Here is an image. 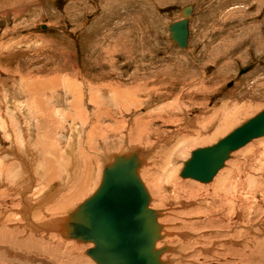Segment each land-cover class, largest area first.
<instances>
[{
    "label": "rangeland",
    "instance_id": "rangeland-1",
    "mask_svg": "<svg viewBox=\"0 0 264 264\" xmlns=\"http://www.w3.org/2000/svg\"><path fill=\"white\" fill-rule=\"evenodd\" d=\"M189 5L193 6L189 22V44L187 49H180L169 39L168 27L180 20L181 11ZM248 68L250 69L246 71ZM39 81L43 85L45 83L46 88ZM31 84L37 85L39 91H42L40 95L45 99L49 98V102L56 95L65 97L71 84H75L74 87L82 90L85 95L78 118L77 108L67 105L77 96L70 91L72 97H68L60 106L68 117L63 116L66 118L63 120L57 115L56 125H53V129L62 125V128L53 134L57 135L59 142L52 141L54 145H51V140L48 139L50 149L47 151L43 148L32 149L36 140L40 143L45 141V132L49 131V128L39 122L44 118L43 113H37L38 108L33 104L29 105L31 97L20 95V92L24 93L23 90ZM117 89L136 93L137 100L146 103L130 111L131 113L125 112V98L120 101L121 106L110 103L109 97L113 96L112 91ZM40 95L38 94V97ZM89 96L94 98L93 102ZM117 107L124 109L120 112ZM102 109L116 116L117 122L101 119ZM263 110L264 0H0V122L3 119V123H0V166L13 164V161H9L13 156L9 155L7 150L12 145L11 136L18 135L15 134L18 128L12 127L19 123L26 132H32L34 137L29 144L32 151L26 160L36 180L41 179V175L47 172L49 166L50 171L67 162L58 158L60 151L68 148L67 136L71 137V143L74 145L80 140L82 144L78 145L85 146L87 133L93 123L100 127L97 132L91 134L93 142L97 145H94V148L89 145L86 149L87 155L110 156L112 153H127L133 147L148 151L156 149L158 145H168L169 150L158 148L153 152L151 160H148L149 163L141 174L142 180H146L151 190V207L160 211L172 204L173 211L171 209L168 214L162 216V225L166 226V231L170 233L168 240L172 239L168 246L170 252L166 250L164 253H169L173 264H264V137L233 152L234 158L227 160L229 162H225V166L219 171L232 173L240 182L238 197L234 192L230 195L227 205L220 202L210 205L211 200L205 198L207 193L214 192L217 177L206 184L190 178L184 179L181 177L183 170L177 168L175 172L170 171L168 159L166 161L164 158L165 155L169 158L167 152L173 149L174 152L178 151L177 154L180 151L182 153L177 157L182 166L189 154L192 155L202 147L217 144V137L222 138ZM15 111L28 115L27 119L23 115L17 116L15 120L10 114ZM32 111L35 114L31 113ZM53 115L55 116L54 113ZM137 115H145L144 121L150 124L153 132L150 145L136 142V135L130 137L128 127H133L131 121ZM223 118L230 119L231 123H235L234 126L232 124L222 128ZM30 121L31 128L27 123ZM36 124L43 126L39 129L35 127ZM1 126L7 128L11 136H7ZM101 126L105 127V136L99 131ZM74 128L81 133L74 131ZM69 131L77 134L75 140ZM112 135L117 138V142L111 146L105 145L106 139L108 141ZM128 138L131 142H128ZM172 139H176L179 144ZM207 140H212V143ZM177 145H183V149H186L182 150L180 146L177 149ZM76 150H79L78 146ZM46 157H50L47 162ZM31 159L33 160L30 161ZM50 161L51 165H48ZM162 162L167 168L162 167ZM100 163L105 164L103 160ZM153 166L159 167L155 170ZM18 169L20 168L15 165L9 169L8 181L12 185L22 179ZM146 172L150 173L149 177ZM28 173H25V176ZM238 173L242 174L239 176ZM9 182L6 181L0 188V205L1 209L7 212L13 209L8 212L10 214L16 209H22V205L19 194L17 196L14 192L8 193ZM179 182L196 184L200 189L199 197L188 200L183 191L181 194L179 190L175 193V186ZM52 183H57L58 190L63 189L66 184L61 178ZM93 188L94 186L90 185L84 197L77 199L73 207L70 205L64 209L62 214L45 211L47 206L38 210L37 196L34 194L40 191L38 187L27 193V203L34 207L33 214L43 212L44 217H47L45 220H57L88 198ZM221 190L226 192L227 187L222 186ZM1 198L5 201H1ZM233 199L235 203H232ZM179 201H182L184 206H180ZM241 205L243 207L238 211ZM209 212L214 213V216H207L206 213ZM238 212L242 213L240 219ZM31 218L36 224L42 223L34 217ZM212 219L215 221L214 225L196 224V221ZM19 223H16L17 226ZM21 226V239L24 241L22 247L26 245L27 249H17L18 254L14 255L16 264H96L87 255L89 247L85 243H81L84 245L79 252L64 255L67 250L65 246L58 244V247L52 241L47 243L45 232L43 238L42 233L33 234L23 224ZM24 234L27 237L23 238ZM33 236L34 239H31ZM177 236L179 238L175 240ZM27 239L29 241H26ZM31 245L34 249L30 248ZM42 246L48 247L43 249ZM8 247L2 249L0 246V257L4 259L0 258V264L11 263L12 257L8 256L9 252L6 250ZM28 249H32V253ZM23 250L25 252H22ZM181 253H184V262H176L175 258L181 256Z\"/></svg>",
    "mask_w": 264,
    "mask_h": 264
},
{
    "label": "bare ground",
    "instance_id": "bare-ground-1",
    "mask_svg": "<svg viewBox=\"0 0 264 264\" xmlns=\"http://www.w3.org/2000/svg\"><path fill=\"white\" fill-rule=\"evenodd\" d=\"M183 17H182V13L180 14V20L182 19ZM189 22H190V19H189ZM169 28V27H168ZM168 37H169V30H168ZM172 42H174L173 40H171ZM175 43V42H174ZM176 44V43H175ZM188 44H189V41H188ZM177 45V44H176ZM180 48V47H179ZM180 49H182V48H180ZM187 49V48H186ZM58 78V77H57ZM48 83L50 82V81H47ZM39 83L42 85V86H44L45 85V83H44V85H43V83L41 82V81H39ZM38 83V84H39ZM52 83V82H51ZM85 84V83H84ZM54 85V84H53ZM74 85L75 84H71L70 85V88H69V92L66 94V96L65 97H63L64 95H56V96H54L53 98H52V101H50L49 102V98H47V99H45L44 97H42L43 95H40L41 94V92L39 91L40 90V88H38L37 87V85H33V84H31L30 86H28L27 88H26V90H23V91H25L24 93H22V92H20L21 94L20 95H24V94H26L27 96H29V97H31V101L29 102V105L30 104H33V105H35V107H37L38 109V112L37 113H39V112H41V114L43 113V115H44V118L42 117L41 119L42 120H39V122H41V123H44L45 125L44 126H47L48 128H49V131L47 130L46 132H45V135L47 136V138H46V136H45V141L43 142V143H40L39 142V140H36V142H35V145H34V148H32V149H39V148H43V150H45V151H47V149H50V143H52L51 145H54L53 144V142L54 143H58L59 142V140H57V135H53V134H55L56 133V131H57V129H61L62 128V125H57L58 127H57V129H53V125L55 124V122H56V119L58 120V117H57V115L58 116H60V118L62 117L63 118V116H65V117H68L65 113H64V110H62L61 108H60V106L62 105V104H64V102L65 101H67V98L68 97H72L71 96V93H70V91L71 92H73V93H76L77 94V96L72 100V101H70L69 99V101L70 102H68L67 103V105H68V107H74V108H77V112H76V117H80V113H81V107H82V102H83V100H84V93L82 92V90H79V89H77L76 87H74ZM86 85V84H85ZM45 87V86H44ZM46 88V87H45ZM91 88V87H90ZM59 90V89H58ZM16 91H18V90H16ZM138 91V90H137ZM39 92V93H38ZM113 93H112V95L113 96H111V97H109V99H110V103H112L113 105H120L121 106V102H122V99H126L127 100V109H125L124 111L125 112H130V111H132V110H134V109H137V108H139V107H141L144 103H146V101H143V100H137V95H136V93H133V92H128V91H122V90H119V89H117V90H113L112 91ZM18 93V92H17ZM38 94L40 95L39 97H38ZM94 94V93H93ZM19 95V94H18ZM53 95V94H52ZM27 96H25V97H27ZM46 96V95H45ZM88 96V95H87ZM94 96V95H93ZM109 96V95H108ZM151 96V95H150ZM19 98H20V96H18ZM47 97V96H46ZM90 97V96H89ZM97 97V96H96ZM23 98V97H22ZM91 98V97H90ZM140 98V97H139ZM24 99V98H23ZM26 99V98H25ZM24 99V100H25ZM93 97L91 98V102H93ZM2 100H4L5 101V98H3ZM7 100H8V98H7ZM13 100H14V98H13ZM121 101V102H120ZM124 101V100H123ZM19 102V101H18ZM21 102V101H20ZM22 103V102H21ZM28 103V102H27ZM101 103H103L102 101H101ZM19 104V103H18ZM20 105V104H19ZM26 105V104H25ZM25 105H23V106H25ZM28 105V104H27ZM15 106V105H14ZM53 106V107H52ZM12 107V106H11ZM10 107V108H11ZM9 108V109H10ZM30 108H32V106L30 107ZM54 108V112L52 111V109ZM16 109H18V108H16ZM19 109L22 111L23 110V108H22V106H20L19 107ZM26 109V108H25ZM117 111H120V112H122V109H124V107H117ZM3 110H5V109H3ZM35 110H36V108H35ZM11 111V110H10ZM13 111V110H12ZM10 113V112H9ZM23 113V112H22ZM31 113H34L33 111L31 112ZM53 113L55 114V116L53 115ZM131 113V112H130ZM11 114V117L12 118H14L15 120H16V118H17V116H23L22 114H20L18 111L16 112H13V113H10ZM9 114V115H10ZM28 114V113H27ZM35 114V113H34ZM33 114V115H34ZM46 114V115H45ZM6 115V114H5ZM8 115V114H7ZM42 115V116H43ZM10 117V118H11ZM23 117H25L26 119H27V117H28V115H24ZM32 117V116H31ZM57 117V118H56ZM100 117H101V119H103V120H108V119H111L112 121H116L117 122V119H116V116H112L111 114H110V112H108L106 109H102L101 110V112H100ZM145 117V115H137L135 118H134V120L133 121H131V123H132V126L133 127H131V128H129L128 127V129L130 130L129 131V133H130V137H134V135H136V137H137V141L136 142H138L139 144L140 143H143V144H147V145H150L149 144V142L152 140L151 139V137H153L152 135H153V132H151V127H150V124H148L147 122H145L144 121V118ZM96 119H98V117L96 116L95 117ZM34 119H36V118H34ZM66 118H63V120H65ZM223 120V124H224V126H221L222 128H227V126H231L232 124H233V126H234V124L235 123H231L232 121H230V119H226V118H223L222 119ZM2 122H0V123H3V119L1 120ZM110 121V120H109ZM215 121V120H214ZM5 122V121H4ZM28 124L29 123H31V121L30 122H27ZM34 123V122H33ZM40 123V124H41ZM57 123H58V121H57ZM74 124H76V122L74 121L73 122ZM21 123H19V124H16V127H12V128H18V130H16V133L15 134H18V135H13V136H11L10 134H8L9 133V131H7L8 129L7 128H5V127H2L1 126V129H3V131H5V133H6V135L7 136H11V144L12 145H10V147H9V149L7 150L9 153V155L11 154L13 157H10L9 158V161H13V164L12 163H10L9 165H5V166H0V188H1V186H3L2 184H6V181L7 182H9L8 181V176H10L9 175V169H11L12 167L14 168V165L15 166H18L20 169H18L17 171H18V174L19 175H21L20 177H22V179L17 183L16 181V184L15 185H12L10 182V184L9 183H7L8 184V193H9V191L10 192H14L13 194H17V196H18V194H19V196L21 197L20 199V203H21V205H22V209H16V211H14V213H8L10 210L12 211L13 209H10L8 212L5 210L4 211V209L2 210L1 209V205H0V246L2 247V249H4V248H6V246L9 248V249H6V250H8V256H10V257H12V260H11V263L10 264H16V261H15V257H14V255L15 254H18L17 252V249H20V250H22V248H24V247H22L23 246V240L21 239V235H22V233H23V231L21 230V228H22V226H21V224H23L24 225V227L26 228V229H29V231H31L33 234L34 233H38V232H40V233H42L41 234V236L43 237V234L45 235V233H46V239H47V243H49L50 241H52V243L54 242V243H56L57 245L59 244V245H63V246H65V249H67L64 253V255H68V254H73V253H77V252H79L80 250H82V248H83V245H81V243H85L86 245H88V247H89V249H91V248H94V245L92 244V243H89V242H82V241H78V240H75L74 238H72V239H70V237H65L64 235H63V232H64V230H65V227L64 226H62L63 225V223L65 224V221L67 220V218L69 217V215L80 205V204H82L86 199H88L89 197H91L95 192H96V190L99 188V186H100V184H101V180H103V177H104V170H105V168L107 167V166H112L113 164H114V162H115V160H116V158H118V157H121V156H126V157H128V156H133V155H136L137 156V160H138V169H137V173H138V176H139V178H140V180H141V182H142V184H143V186L145 187V189H146V191H147V193L149 194L150 192L149 191H151V190H149V188H148V186H147V183H146V180L145 181H143L142 180V172H143V170L145 169V167L147 166V164L149 163L148 162V160H151L150 159V157L153 155V152H156L155 150L156 149H161V150H165V149H168V145H164V146H156V149H152V150H148L147 151V149L145 150V151H142L141 150V148L140 149H138V148H134L133 147V149H130V150H128L127 151V153L126 152H122V153H125V154H122V153H112L110 156L109 155H107L106 156V154L105 155H101V156H99L98 157V155H87L88 154V152L86 153V149H87V147L90 145V148L92 147V148H94V145H97V144H95L94 142H93V139L91 138V137H93V136H91V134H93L94 132H97L98 131V129L100 128V127H97V125H96V123H93L92 124V128H91V130H90V132H88L87 133V136H86V138H87V143H84L85 144V146H83V145H81V146H79L78 144H82V142L79 140L78 141V144L76 143L75 145L73 144V143H71V137H69L68 138V136H67V147L68 148H66V149H62V151H60V155L58 156V158L60 157L61 159L60 160H63V162H65V160H67V162H65L64 164H62L61 163V165H60V167H58V168H55V169H51L50 171H49V168H50V166H49V168H48V170H46L47 172L46 173H43L41 176V179H39V180H36L35 179V177L33 176V174H32V172L33 171H31V169L29 168V165H28V162H27V160H26V157L27 156H29L30 155V152L32 151V149L30 148L31 147V145L29 146V144H31V139H32V137H33V134H32V132H26L23 128H22V125H20ZM115 124V123H114ZM222 124V125H223ZM245 124V123H244ZM30 125V124H29ZM56 125V124H55ZM96 125V126H95ZM129 125V124H128ZM243 125V124H242ZM242 125H240V126H242ZM43 126V125H42ZM42 126H40V125H38V124H36V128H39V129H41L40 127H42ZM112 126V125H111ZM240 126H238V127H236V128H234L232 131H230L229 133H227V134H225V135H223V137L222 138H218L217 136V141L219 142L220 140H222V139H224L225 137H227L228 135H230L235 129H237V128H239ZM28 127H32V125H30V126H28ZM55 127V126H54ZM114 127V126H113ZM124 127H126V126H124ZM81 128V127H80ZM70 129V128H69ZM126 129V128H125ZM93 130H95V131H93ZM12 131V130H11ZM27 131H29V130H27ZM55 131V132H54ZM74 131H76L77 133H79L78 131H77V128H74ZM99 131H101L102 133H103V135L105 136L106 135V132H105V127L103 128V126H101V129L99 130ZM122 131V130H121ZM127 131V130H126ZM225 131V130H224ZM12 132H14V131H12ZM62 132V131H61ZM11 133V132H10ZM69 133H70V135L72 134V136H73V138H74V140H75V138H76V135L77 134H74L73 132H71V131H69ZM81 133V132H80ZM79 133V134H80ZM85 133V132H84ZM14 134V133H13ZM37 134V133H36ZM38 134H41V133H38ZM59 134V133H58ZM62 134H63V132H62ZM5 135V134H4ZM102 135V134H101ZM120 135V134H119ZM124 135H126V134H124ZM221 135V134H220ZM14 136H15V139H14ZM39 136V135H38ZM64 136V135H63ZM123 136V135H122ZM222 136V135H221ZM40 137V136H39ZM42 137V136H41ZM65 137V136H64ZM95 137V136H94ZM120 137V136H119ZM129 137V136H128ZM34 138V137H33ZM38 138V137H37ZM43 138V137H42ZM91 138V140H89ZM110 139L107 141V139H106V141H105V145H107V146H111V144L112 145H114L116 142H117V138L114 136V135H112V136H110L109 137ZM173 138V137H172ZM197 138V137H196ZM262 138V137H261ZM48 139H50L51 141H50V143L47 141ZM121 139V138H120ZM127 139V138H126ZM129 140H128V142L130 141L131 142V140H130V138H128ZM203 139H205V138H203ZM214 139V138H213ZM212 139V140H213ZM216 139V138H215ZM258 139H260V138H258ZM34 140V139H33ZM55 140H56V142H55ZM63 140V139H62ZM73 140V141H74ZM133 140V139H132ZM175 141H176V139H174ZM173 139H172V141H174ZM212 140L211 141H208L209 143L211 142L212 143ZM256 140V139H255ZM41 141V140H40ZM53 141V142H52ZM61 141V140H60ZM123 141V140H122ZM122 141L121 142H119L120 144L122 143ZM204 141V140H203ZM254 141V140H253ZM65 142V143H66ZM115 142V143H114ZM135 142V143H136ZM182 142V141H181ZM6 143V142H5ZM100 144H102L101 142H99ZM176 143H177V141H176ZM251 143V142H250ZM20 144V145H19ZM99 144V145H100ZM133 144V143H132ZM142 144V145H143ZM177 144H179V143H177ZM181 144V143H180ZM183 145H184V142L182 143ZM1 145V144H0ZM15 145V146H14ZM141 145V146H142ZM183 145H177V149H179V148H182V150H185V149H183V147L185 146H183ZM187 145V144H186ZM203 145V144H202ZM250 145V144H249ZM3 146V145H2ZM5 146V145H4ZM9 146V145H8ZM76 146H78V149L79 150H76ZM178 146H180L179 148H178ZM32 147H33V145H32ZM100 147H101V145H100ZM104 147V146H103ZM118 147V146H117ZM136 147V146H135ZM185 147H187V146H185ZM62 148V147H61ZM89 148V147H88ZM99 148V147H98ZM202 148H206V147H202ZM250 148V147H249ZM1 149L2 148H0V151H1ZM103 149H105V148H103ZM143 149V148H142ZM34 150V151H35ZM61 150V149H60ZM95 150V149H94ZM115 150V149H114ZM169 150V149H168ZM41 151V150H40ZM50 151V150H49ZM99 151V150H98ZM176 152H178L177 150H175ZM238 151V150H237ZM38 152V151H37ZM51 152H52V150H51ZM54 152H56V151H54ZM77 152H79V153H77ZM107 152H109V151H107ZM176 152H174V149L172 150V151H170V152H167L168 154H169V158H166V155H165V160L166 159H168V161H167V163H168V166L170 167V171H172V172H175V170H177V168H178V170L179 169H181V170H183V167L185 166V162H188L190 159H191V157H192V155L191 154H189L188 156H187V160L185 159L184 160V162H183V165L181 166V162H180V160H179V158L177 157V155L179 154V153H182V152H180L179 151V153L177 154ZM236 152V151H235ZM24 153L26 154L25 156H24ZM45 153V152H44ZM47 153H49V152H47ZM104 153H105V151H104ZM158 153V152H157ZM163 153V152H162ZM191 153H192V151H191ZM246 153V152H245ZM38 154V153H37ZM54 154V153H53ZM56 154V153H55ZM117 154V155H116ZM122 154V155H121ZM156 154V153H155ZM154 154V155H155ZM193 154V153H192ZM162 155V154H161ZM181 155V154H180ZM33 156V155H32ZM36 156V155H35ZM50 156V155H49ZM52 156V155H51ZM44 157V156H43ZM48 157V156H47ZM45 158V162H47L48 160L47 159H49V158ZM53 157V156H52ZM158 157V156H157ZM156 157V158H157ZM233 157V153H231V156L229 157V159H227V160H230V158H232ZM160 158V157H159ZM162 158V157H161ZM160 158V159H161ZM234 158V157H233ZM42 159V158H41ZM154 159V158H153ZM163 159V158H162ZM33 159H31L30 161H32ZM35 160H36V158H35ZM40 160V159H39ZM51 160V159H50ZM56 160V159H55ZM58 160V159H57ZM103 160V162H105V164L104 165H101V161ZM156 160V159H155ZM225 161V162H229V161ZM22 162V164L21 163H19V162ZM53 161V160H52ZM231 161V160H230ZM1 162V161H0ZM16 162V163H15ZM35 162V161H34ZM153 162V161H152ZM155 162V161H154ZM156 162H158V160H156ZM156 162H155V166H156ZM8 163V162H7ZM31 163V162H30ZM42 163V162H41ZM44 163V162H43ZM60 163V162H59ZM161 163V162H160ZM2 164H3V162H2ZM1 164V165H2ZM6 164V163H5ZM48 165H51V161L49 162V163H47ZM162 164H164V165H162V167L164 166V167H166V165H165V163H163L162 162ZM225 164L226 163H224V165L222 166V168L225 166ZM230 164V163H229ZM232 164V163H231ZM31 165V164H30ZM53 165V164H52ZM153 165V164H152ZM161 165V164H160ZM159 165V166H160ZM237 165V164H236ZM235 165V166H236ZM41 166V165H40ZM155 166H153V168H155ZM159 166H157V168L159 167ZM37 167V166H36ZM47 167V166H46ZM51 167H53V166H51ZM161 167V166H160ZM162 167H161V169H162ZM168 167V168H169ZM21 168H22V170H21ZM157 168H155V170H157ZM167 168V167H166ZM222 168H220V170L222 169ZM43 169H45V167L43 168ZM102 169V173H100V170ZM160 169V168H159ZM239 169V168H238ZM252 169V168H251ZM14 170V169H13ZM25 172H24V171ZM34 170V169H33ZM39 170V169H38ZM149 170V169H148ZM163 170V169H162ZM161 170V171H162ZM219 170V171H220ZM147 171V170H146ZM168 171V170H167ZM170 171H168V172H170ZM219 171H218V173L214 176V178L213 179H216V177L218 178V179H216V183H215V189H214V192H212V194L211 193H207L206 194V196H205V198H208V199H210L211 200V203H209L210 205H215L217 202H220V203H222L223 205H227V203L230 201V195H232L234 192H235V194H236V196L238 197V195H239V190H240V182H239V180H237L236 179V176L235 175H233L232 173H219ZM13 172V171H12ZM27 172H29L28 173V175H26L25 176V173H27ZM41 172H42V169H41ZM70 172V173H69ZM148 172V171H147ZM147 172H146V174H147ZM39 173V172H38ZM102 174L101 175V177H100V174ZM165 173V172H164ZM36 174V173H35ZM145 174V175H146ZM148 174H150V173H148ZM147 174V175H148ZM220 174V175H219ZM240 174H242V173H240ZM240 174L238 173V175L240 176ZM253 174V173H252ZM257 174V173H256ZM153 175V174H152ZM218 175H219V177H218ZM17 176V175H16ZM232 176H234L233 178H232ZM148 177H149V175H148ZM11 178V177H10ZM9 178V179H10ZM39 178V177H38ZM61 178V181L62 182H64V183H66L65 184V186H63V189H60V190H58L57 189V183L56 184H54V183H52L53 181H55V180H58V179H60ZM155 178V177H154ZM153 178V179H154ZM172 178V177H171ZM15 179V178H14ZM100 179V180H99ZM144 179V178H143ZM147 179V181L149 180V178H146ZM184 179H189V178H184ZM190 179H192V178H190ZM212 179V180H213ZM240 179V178H239ZM261 179H263V178H261ZM15 180H17V179H15ZM168 180H169V177H168ZM192 180H194V179H192ZM211 180V181H212ZM260 180V179H259ZM10 181H12L11 179H10ZM99 181V182H98ZM151 181V180H150ZM155 181H157V180H155ZM195 181H197V180H195ZM58 182V181H57ZM199 183H209L210 181H208V182H200V181H198ZM245 182H246V180H245ZM248 182V181H247ZM52 183V184H51ZM151 183V182H150ZM149 183V184H150ZM156 183V182H155ZM154 183V184H155ZM230 183H231V186H230ZM264 183V182H263ZM36 184V185H35ZM156 184H158V183H156ZM155 184V185H156ZM192 184V185H191ZM94 186V188H93V190L91 191V189H89L91 192H92V194L88 197V198H86L83 202H81L80 204L78 203V206L74 209V210H71L68 214H66V215H64V217H62V218H58L57 220H50V218L48 219V220H45L47 217H44V214H43V212H37V213H35V214H33L32 213V210H33V208L34 207H31L32 205H28V198L26 197V195H27V193L28 192H31L33 189H34V187H38V190H40L39 192H34V194L37 196V203L36 204H38L37 205V207H38V210L39 209H41V210H43V209H45V207H46V210L45 211H47V212H50V213H55V214H59V213H61L62 214V211L64 210V209H66L67 207H69L70 205H72V207H73V204H74V202L75 201H78L77 199H79V198H83L84 197V194H85V191H86V189L89 187V186ZM153 185V184H152ZM177 186H175L176 187V189L174 190L175 191V193H177L178 192V190H179V192H180V194H181V192L183 191L184 193H185V196L186 197H188L189 199L188 200H195L196 198H198L199 197V193H200V189H199V187L196 185V184H194V183H187V182H179V183H177L176 184ZM250 185V184H249ZM260 185V184H259ZM5 186V185H4ZM222 186L223 187H227V191L225 192V191H223V190H221V188H222ZM60 187H62V186H60ZM259 187V186H258ZM155 188H156V186H155ZM158 188V187H157ZM4 189L6 190V188L4 187ZM260 189H261V187H260ZM0 190H2V189H0ZM35 190V189H34ZM153 190V189H152ZM199 190V191H198ZM208 190V189H207ZM90 191H88V193L90 192ZM153 191H155V190H153ZM1 193H3V194H7L6 192L4 193V191L2 192L1 191ZM205 193V192H204ZM231 193V194H230ZM2 196H4V195H2ZM149 196H150V194H149ZM0 197H1V194H0ZM5 198V197H4ZM8 198V197H7ZM10 198H11V196H10ZM15 198V197H14ZM13 198V199H14ZM17 198V197H16ZM2 199L3 198H1V201H2ZM12 199V198H11ZM5 200H7L6 198H5ZM4 199H3V201H5ZM180 202V206H184V203L182 202V201H179ZM232 203H235V200L233 199L232 200ZM178 204V203H177ZM182 204V205H181ZM205 204H207V203H205ZM17 205V204H16ZM20 205V206H21ZM9 207V206H8ZM18 208H19V206H17ZM242 205L240 206V209H238V211H240L241 209H242ZM9 208H11V207H9ZM12 208H14V207H12ZM21 208V207H20ZM150 208L151 209H153V210H155L156 211V213H157V222H158V225H159V227L161 228V231H160V239L157 241V243H156V250L157 251H159V250H163V252L161 253V255H160V261H161V264H173V259L170 257V255H169V253H164L166 250H168V252H170V248H168V246L170 245V243H171V241H172V239H169L168 240V238H167V236H170L169 234L170 233H168L167 231H166V226H163L162 225V221L164 220V215H166V214H168L169 213V211L172 209V211H173V208H172V204L169 206V208H166V209H161L160 211L159 210H156L155 208H153V207H151V197H150ZM6 209V208H5ZM232 211V210H231ZM242 212V211H241ZM241 212H238V214H237V216H238V219H240L241 218V215H240V213ZM8 213V214H7ZM242 214V213H241ZM206 215L207 216H214V213H212V212H209V213H206ZM240 215V216H239ZM163 216V217H162ZM31 217H34L35 218V220L36 219H38V221H42V223H40V224H36L34 221H32V218ZM58 217H60V215H58ZM163 219V220H162ZM167 219V218H166ZM165 219V220H166ZM37 221V220H36ZM18 222H20L19 224V226H17V224L16 223H18ZM23 222V223H22ZM203 223H209V224H212V225H214V223H215V221L212 219V220H204V221H196V224H198V225H202ZM10 225V226H9ZM217 226L219 225V223H217L216 224ZM215 225V226H216ZM212 227H214V226H212ZM264 229V228H263ZM29 231H28V234H29ZM256 231V230H255ZM45 232V233H44ZM27 233V232H26ZM256 233V232H255ZM31 234V233H30ZM38 235V234H37ZM259 235V234H258ZM57 236V237H56ZM24 237H27V236H25V234H24V236H23V238ZM171 237V236H170ZM251 237V236H250ZM30 238V237H29ZM28 238V239H29ZM34 239V236L33 237H31V239ZM37 238V237H36ZM43 238H45V237H43ZM179 238L178 236L177 237H175V240H177V239ZM26 240V241H29V240ZM39 239H40V237H39ZM65 241H64V240ZM68 241V243H67V241ZM32 241V240H31ZM30 241V242H31ZM39 241V240H38ZM35 242H36V240H35ZM27 243H29V242H26V244ZM42 243H43V241H42ZM252 243V242H251ZM255 243V242H254ZM263 243V242H262ZM31 244V243H30ZM37 243H35V245H36ZM29 245V244H28ZM42 245H44V244H42ZM47 245H49V244H47ZM59 245H58V247H59ZM248 245V244H247ZM40 246V245H39ZM46 246V245H45ZM22 247V248H21ZM36 247V246H35ZM48 247V246H47ZM47 247H41V248H47ZM61 247V246H60ZM88 247H86V248H88ZM162 247H164V248H162ZM249 247V246H248ZM255 247V246H254ZM26 248V247H25ZM24 248V249H25ZM30 248H33L34 249V247H32V245H31V247ZM39 248V247H38ZM37 248V249H38ZM162 248V249H161ZM264 248V247H263ZM1 249V248H0ZM27 249V248H26ZM58 249V248H57ZM182 249L184 250L185 249V246H183L182 247ZM251 249V248H250ZM29 250V252H31L32 253V249L30 250V249H28ZM28 250H26V251H28ZM38 250H40V249H38ZM88 250V249H87ZM44 251V250H43ZM46 251V250H45ZM55 251V250H54ZM248 251V250H247ZM4 252H5V250H4ZM22 252H25L24 250L22 251ZM21 252V253H22ZM29 252H27V253H29ZM35 252V251H34ZM33 252V253H34ZM48 252V251H47ZM30 253V254H31ZM50 253V252H49ZM34 254H36V252L34 253ZM59 254V253H58ZM79 254V253H78ZM253 254V253H252ZM24 255V254H23ZM46 255V254H45ZM88 255V254H87ZM2 256V255H1ZM16 256V255H15ZM31 256V255H30ZM34 256V255H33ZM32 256V257H33ZM89 256V255H88ZM256 256V255H255ZM36 257V256H35ZM75 257V256H74ZM74 257L72 258V259H74ZM90 257V256H89ZM184 253L182 254L181 253V256L179 255L177 258H175V261L176 262H184ZM0 258H2V257H0ZM19 258V257H18ZM91 258V260H93L96 264H98L92 257H90ZM3 259V258H2ZM31 259V258H30ZM4 260V259H3ZM26 261V260H25ZM24 261V262H25ZM47 261V260H46ZM75 261V260H74ZM27 262V261H26ZM84 263V262H83ZM48 264V263H47ZM56 264V263H55ZM76 264H78V263H76Z\"/></svg>",
    "mask_w": 264,
    "mask_h": 264
},
{
    "label": "water",
    "instance_id": "water-1",
    "mask_svg": "<svg viewBox=\"0 0 264 264\" xmlns=\"http://www.w3.org/2000/svg\"><path fill=\"white\" fill-rule=\"evenodd\" d=\"M192 12L193 6L185 7L181 11L183 18L168 28L169 39L182 49L188 48ZM261 137H264V110L217 144L194 151L181 177L211 181L231 153ZM138 164L136 155L116 158L111 167L105 168L96 192L62 225L65 237L94 245L87 254L98 264H161L163 250L155 248L161 228L138 176Z\"/></svg>",
    "mask_w": 264,
    "mask_h": 264
}]
</instances>
